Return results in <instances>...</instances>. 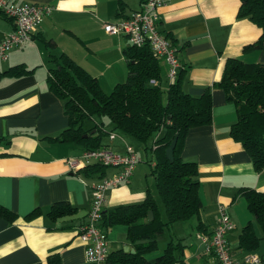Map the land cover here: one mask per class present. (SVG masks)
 Returning <instances> with one entry per match:
<instances>
[{
    "label": "crops",
    "instance_id": "1",
    "mask_svg": "<svg viewBox=\"0 0 264 264\" xmlns=\"http://www.w3.org/2000/svg\"><path fill=\"white\" fill-rule=\"evenodd\" d=\"M11 1L52 6L55 10L44 19L31 42L13 49L9 58L0 62V205L18 217L14 223L0 217V264H48L52 254H59L62 264H87V247L79 231L88 221L93 199L91 184L119 170L107 168L103 178L84 179L69 167L66 161L81 158L83 150L53 140L68 128L69 119L64 102L49 90L50 70L58 65L55 58L67 55L110 94L128 79L124 52L130 44L124 35H108L103 26L129 18L147 0H124V10L120 0ZM240 6V0H165L160 10L158 28L177 49L185 70L184 90L193 97L202 96L208 89L212 92L213 120L208 126L190 130L182 152L184 161L198 165L201 212L166 229L168 239L165 232L158 237V250L147 255L149 261L160 257L173 242L184 247L182 253H176L182 261L179 264H218L206 252L207 243L201 237L212 236L221 206L235 225L228 241L239 262L248 254L239 249L243 229L251 224L262 237L242 191L264 193V170L257 173L242 144L232 139L236 107L217 87L229 59L264 65V50L246 48L259 40L262 30L249 19L238 18ZM15 28V22L0 13V40ZM159 61L161 85L167 91L171 84L169 66L164 59ZM20 65L31 73L20 78L7 74ZM135 142L119 132L103 141L119 154L125 153L126 145L136 150ZM168 156L172 158V150ZM140 164L141 160L128 185L108 192L105 212L141 204L148 192L158 202L147 170ZM57 203L70 204L77 209L76 215L52 220L49 212ZM37 209L41 215L26 221L25 217ZM160 211L166 220L165 210V215L161 207ZM101 229L108 236L109 254L125 247L132 249L126 226ZM253 253L264 259V238Z\"/></svg>",
    "mask_w": 264,
    "mask_h": 264
},
{
    "label": "trees",
    "instance_id": "2",
    "mask_svg": "<svg viewBox=\"0 0 264 264\" xmlns=\"http://www.w3.org/2000/svg\"><path fill=\"white\" fill-rule=\"evenodd\" d=\"M239 19H249L262 30L259 40L246 47L264 50V0H240ZM126 3L120 0L121 10ZM169 38V37H167ZM48 46H52L48 43ZM246 49V50H247ZM129 76L126 82L115 86L106 94L98 80L67 55L55 58L57 67L50 70L49 90L64 102L69 126L58 137L59 143L74 144L83 152L107 148L103 141L113 132L135 140L146 153L152 154L151 175L155 178L157 192L164 207L163 220L158 202L148 192L141 204L120 206L104 211L100 226L112 229L123 225L128 228L127 241L135 253L124 249L109 254L105 264H179L184 247L170 242L164 253L149 261L147 255L158 250V237L178 222L198 216L202 209L199 194L198 165L182 159V152L193 128L208 126L213 120V97L208 89L202 96L193 97L184 90L182 68L177 81L163 90L161 65L149 46L138 48L129 45L125 52ZM31 71L20 65L7 72L11 77L27 76ZM156 85H151V81ZM217 87L224 91L227 102L236 107L237 122L230 135L239 142L252 159L257 173L264 170V65L229 59ZM96 117H107L113 125L106 130ZM94 122L92 126L90 123ZM161 134V135H160ZM160 135V136H158ZM158 136L150 145L153 137ZM2 139H0V142ZM172 150V158L168 151ZM104 166L88 165L76 175L84 179L103 178ZM249 212L252 214L262 237L254 227L247 225L239 238V249L248 254L257 250L264 238V193L245 189L242 191ZM149 212L153 220H149ZM77 209L67 203L53 205L49 216L52 220L74 216ZM41 215L37 209L25 220L33 221ZM0 217L10 223L18 220L13 212L0 205ZM82 227V226H81ZM263 259V258H262ZM264 260V259H263ZM48 264H62L59 254L48 257ZM92 264V263H87Z\"/></svg>",
    "mask_w": 264,
    "mask_h": 264
},
{
    "label": "built area",
    "instance_id": "3",
    "mask_svg": "<svg viewBox=\"0 0 264 264\" xmlns=\"http://www.w3.org/2000/svg\"><path fill=\"white\" fill-rule=\"evenodd\" d=\"M165 0H147L142 9L134 12L129 18L104 24L108 35H124L129 44L138 48L149 46L153 54L164 59L169 66L168 78L170 85L177 79L182 65L177 49L161 34L158 28L160 10ZM52 6H42L33 3H15L11 0H0V13L15 22L16 28L8 36L0 40V62L9 58V53L33 40L34 33L44 19L52 15ZM156 85V81H151ZM113 139L114 136H111ZM124 154L114 152L111 148H100L83 152L79 159H68L69 167L78 172L88 165L99 164L106 168H117L118 173L100 182L92 183V205L88 221L80 227L79 236L86 245L87 260L92 264H102L109 256V241L107 234L101 229V220L105 210L107 194L110 190L128 185L140 160L136 150L126 145ZM235 225L226 208H219L217 226L210 238L201 237L207 243L206 252L213 255L218 264H264L257 254H247L242 262L233 255L229 245L228 235Z\"/></svg>",
    "mask_w": 264,
    "mask_h": 264
},
{
    "label": "rangeland",
    "instance_id": "4",
    "mask_svg": "<svg viewBox=\"0 0 264 264\" xmlns=\"http://www.w3.org/2000/svg\"><path fill=\"white\" fill-rule=\"evenodd\" d=\"M96 120L98 122H103L104 123V127L106 130H111V128L113 127V125L111 124V122L109 121V119L107 117H96ZM161 135V134H160ZM158 135V136H160ZM153 137V139L150 141V145L152 144V142L158 137ZM135 146H136V153L138 155V158H140L141 160V164L143 166V168H145L147 170V176H148V180H149V183L152 184V187H153V194L154 196L156 197V199L158 200V202L160 203V207H161V210L164 214V207L163 205L161 204V201H160V198H159V195H158V192H157V189L156 187L154 186V183L155 182V178L151 175V170H152V167H151V159H152V154L150 151H148V153H146V151L144 150L143 147H141L137 142H135ZM165 215V214H164ZM165 237L168 239L169 237V233L168 231L165 232ZM164 243L161 241V247Z\"/></svg>",
    "mask_w": 264,
    "mask_h": 264
},
{
    "label": "water",
    "instance_id": "5",
    "mask_svg": "<svg viewBox=\"0 0 264 264\" xmlns=\"http://www.w3.org/2000/svg\"><path fill=\"white\" fill-rule=\"evenodd\" d=\"M148 215H149V220H150V221L153 220V213H152V212H149ZM124 251H125V252H129V251H130V252L133 253V254L135 253V250L130 249L129 247H125V248H124Z\"/></svg>",
    "mask_w": 264,
    "mask_h": 264
}]
</instances>
